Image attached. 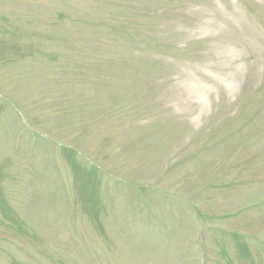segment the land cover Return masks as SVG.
<instances>
[{
	"label": "rangeland",
	"instance_id": "obj_1",
	"mask_svg": "<svg viewBox=\"0 0 264 264\" xmlns=\"http://www.w3.org/2000/svg\"><path fill=\"white\" fill-rule=\"evenodd\" d=\"M0 264H264V0H0Z\"/></svg>",
	"mask_w": 264,
	"mask_h": 264
},
{
	"label": "bare ground",
	"instance_id": "obj_2",
	"mask_svg": "<svg viewBox=\"0 0 264 264\" xmlns=\"http://www.w3.org/2000/svg\"><path fill=\"white\" fill-rule=\"evenodd\" d=\"M190 94L195 99H198V100H194V102H199L203 106L206 105L205 93H204V90H202L200 87L199 88H193L191 90Z\"/></svg>",
	"mask_w": 264,
	"mask_h": 264
}]
</instances>
